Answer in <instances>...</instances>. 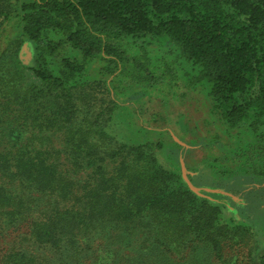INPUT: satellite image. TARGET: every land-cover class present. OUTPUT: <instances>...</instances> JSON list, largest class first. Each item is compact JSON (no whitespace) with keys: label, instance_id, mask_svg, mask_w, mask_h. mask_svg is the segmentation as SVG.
I'll list each match as a JSON object with an SVG mask.
<instances>
[{"label":"trees","instance_id":"1","mask_svg":"<svg viewBox=\"0 0 264 264\" xmlns=\"http://www.w3.org/2000/svg\"><path fill=\"white\" fill-rule=\"evenodd\" d=\"M18 18L37 83L11 66L19 49L0 65V264H232L245 239L221 214L236 204L178 183L150 145L119 142L115 101L81 75L98 60L104 76L173 81L136 43L165 38L228 130L249 120L254 143L230 157L244 175L224 189L259 198L247 186L264 183V0H25Z\"/></svg>","mask_w":264,"mask_h":264},{"label":"rangeland","instance_id":"2","mask_svg":"<svg viewBox=\"0 0 264 264\" xmlns=\"http://www.w3.org/2000/svg\"><path fill=\"white\" fill-rule=\"evenodd\" d=\"M23 1L0 0V65L5 64L10 53L16 54L19 43L24 41L18 18ZM3 15H7V21L3 20ZM50 36L53 37L52 34ZM136 43L145 45L155 77L162 74L165 63H171L175 80L170 81L165 76L151 84L137 85L126 77L101 75L102 63L98 60L86 66L81 80L95 86L90 93L97 99L103 96V104L111 99L115 101L117 107L112 112L110 130L119 142L134 146L150 145L158 163L173 171L179 178L178 183L188 187V182L200 189L199 195L203 196L204 192L215 200L229 198L236 204L233 206L236 214L224 209L221 222L237 226L244 235L241 239H245V244L237 252L230 251L227 261L258 264L259 258L264 256V193L259 198L242 196L239 199L224 189L228 180L244 175L241 166L232 164L230 157L237 148L254 143L248 128L249 120L238 129L228 130L219 116L212 112L208 84H188L196 68L178 58L177 51L165 38L144 37ZM23 45L11 66L14 65L24 83L34 84L37 80L30 67L35 53ZM130 51L133 53L135 48ZM67 55L79 58L78 53L72 50H68ZM158 144L161 146L159 150L156 149ZM247 187L260 188L264 183ZM238 234L231 239H237ZM195 259L203 261L201 255Z\"/></svg>","mask_w":264,"mask_h":264},{"label":"water","instance_id":"3","mask_svg":"<svg viewBox=\"0 0 264 264\" xmlns=\"http://www.w3.org/2000/svg\"><path fill=\"white\" fill-rule=\"evenodd\" d=\"M183 178H184V180L186 181L184 175H183ZM186 182H187V181H186ZM187 186H188V188H189L191 191H193L195 194H198L199 191H200V189H196V188L192 187L188 182H187Z\"/></svg>","mask_w":264,"mask_h":264}]
</instances>
